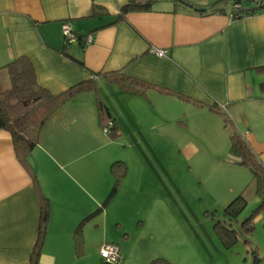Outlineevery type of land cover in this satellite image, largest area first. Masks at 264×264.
Listing matches in <instances>:
<instances>
[{
    "label": "crops",
    "instance_id": "1",
    "mask_svg": "<svg viewBox=\"0 0 264 264\" xmlns=\"http://www.w3.org/2000/svg\"><path fill=\"white\" fill-rule=\"evenodd\" d=\"M129 1L0 0L4 87L10 84L6 65L21 56L30 59L37 83L53 95L98 75L97 94L82 92L47 119L27 157L29 167L18 159L9 132L0 129V264H32L42 195L49 209L37 264H88L89 256L98 260L102 243L121 239L124 226L116 213V227L109 222L116 192L99 208L114 184L112 163L125 160L99 156L89 148L102 134L100 91L109 97L118 135L117 123H208L217 132L208 138L209 146L222 150L227 144L229 151L222 115L211 109L216 105L249 145L248 158L264 170V11L234 19L229 15L233 0H187L205 8L203 12L176 0H152L148 8L120 17ZM64 23L76 33V41H64ZM87 35L92 37L89 44L84 43ZM153 47L166 56L158 57ZM115 72L176 94L126 89L107 78ZM186 149L198 150L195 145ZM236 161L232 164L240 165ZM126 177L125 172L118 186ZM251 181L252 174L236 196L244 195ZM252 193L262 199L260 190L251 188L247 196ZM108 228L111 240L89 249L90 234L106 235Z\"/></svg>",
    "mask_w": 264,
    "mask_h": 264
},
{
    "label": "rangeland",
    "instance_id": "2",
    "mask_svg": "<svg viewBox=\"0 0 264 264\" xmlns=\"http://www.w3.org/2000/svg\"><path fill=\"white\" fill-rule=\"evenodd\" d=\"M99 93L106 103L108 95ZM109 124H98L102 134L89 148L126 162L127 177L117 187L109 218L113 225L116 213L124 226L118 264H149L156 258L170 264H264V209L253 217L250 232L241 224L260 204L259 196L247 197L236 218L224 214L252 173L246 165L232 164L238 159L227 144L222 150L209 146L208 138L217 134L212 125L117 123L121 135H111L105 131ZM189 145L197 152L187 151ZM106 232L90 234L88 248L111 240L112 230ZM88 264L105 263L99 254L98 260L89 256Z\"/></svg>",
    "mask_w": 264,
    "mask_h": 264
},
{
    "label": "trees",
    "instance_id": "3",
    "mask_svg": "<svg viewBox=\"0 0 264 264\" xmlns=\"http://www.w3.org/2000/svg\"><path fill=\"white\" fill-rule=\"evenodd\" d=\"M150 2H152V0H130L121 8L120 17H123L125 13L131 10L146 9L148 8ZM176 2L182 6H185V3H189L187 0H176ZM233 18L240 19L242 16L237 15ZM5 68L10 84L8 87L4 88L0 80V129L9 132L18 159L25 166L29 167L27 157L29 152L38 144L41 129L47 119L64 102L76 95L86 91H93L97 94L96 77L98 75L92 73L88 80L76 83L64 92L58 95H53L46 88L37 83L32 62L28 57H18L8 63ZM107 78L119 82L122 87L126 89L138 92H143L145 88H154L167 95L176 94L170 90L163 89L143 81L122 77L119 72L109 73L107 74ZM211 109L222 115L223 125L229 133L230 154L238 157L240 160L237 163L248 166L252 173V181L245 187L244 195L241 193L232 199L225 206L224 214L236 218V216L245 208V205L247 204V195H249L251 188H254V191L260 190L262 193L260 204L241 222L244 230L250 232L253 229V217L261 209H264V170L259 168L254 161L248 158L249 155H251L250 147L246 143L243 136L237 131L234 124L230 121V118L226 116L227 114H223V112H221L216 105H212ZM97 110L99 124L103 125L107 121H110L111 126L107 128L106 132L111 135H116L113 116L110 113L107 104L101 98L97 99ZM111 172L114 176V184L112 190L99 209L105 206L114 196L120 178L126 172L125 162L122 160L114 161L111 165ZM34 183L38 186L35 176ZM41 205L40 233L36 246L32 252V264H37L39 249L43 241L47 223L49 204L44 195L41 196ZM226 232L231 234L232 230L227 228ZM253 253L256 255V252L253 251ZM256 259L257 257H255V260ZM149 264L170 263L163 258H156L151 260Z\"/></svg>",
    "mask_w": 264,
    "mask_h": 264
},
{
    "label": "built area",
    "instance_id": "4",
    "mask_svg": "<svg viewBox=\"0 0 264 264\" xmlns=\"http://www.w3.org/2000/svg\"><path fill=\"white\" fill-rule=\"evenodd\" d=\"M249 4V8L245 7V4ZM259 11H264V0H233L232 3V11L230 12V17H236L237 15H241L242 18L247 16L256 15ZM61 31L64 37V41L66 43L74 42L78 39L76 33H74L71 27L64 23L61 26ZM92 41V37L89 35L84 37V43L89 44ZM152 50L158 57H165L166 51L153 47ZM224 107L223 105L221 106ZM106 123H110L106 125L105 131L108 127L111 126V122L107 121ZM99 254L101 259L105 264H118L119 262V249L118 245L112 242L103 243L99 247Z\"/></svg>",
    "mask_w": 264,
    "mask_h": 264
},
{
    "label": "water",
    "instance_id": "5",
    "mask_svg": "<svg viewBox=\"0 0 264 264\" xmlns=\"http://www.w3.org/2000/svg\"><path fill=\"white\" fill-rule=\"evenodd\" d=\"M185 6L186 7H188V8H190V9H193V10H195V11H197V12H202V11H204L205 10V8H198V7H195L193 4H191V3H185ZM254 264H259L258 262H255Z\"/></svg>",
    "mask_w": 264,
    "mask_h": 264
}]
</instances>
